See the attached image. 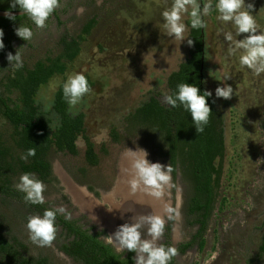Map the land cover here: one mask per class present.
Returning <instances> with one entry per match:
<instances>
[{"label":"rangeland","instance_id":"1","mask_svg":"<svg viewBox=\"0 0 264 264\" xmlns=\"http://www.w3.org/2000/svg\"><path fill=\"white\" fill-rule=\"evenodd\" d=\"M170 2L62 0L59 21L51 17L45 29L33 26L34 39L14 43L10 51L15 55L16 50L24 46L20 49L24 67L31 68L37 61L60 52L61 37L78 36L83 25L95 18L96 25L81 44L78 57L68 65L63 76H56L40 87L36 100L45 117L51 118L55 125L57 120L51 107L58 87L74 72L90 78L91 94L77 106L69 107V111L85 114L86 136L93 144L98 163L91 167L85 162V144L81 138L75 143L76 156L50 150L47 159L58 183L46 184L44 196L50 206H64L71 213V220H79L86 227L94 226L96 230L105 231L107 236H110L109 229L99 220L98 212L104 214L111 206H121L123 198L117 191L118 183L122 187L125 181L128 188L127 180L130 179L126 171L130 163L124 157L127 148H142L148 152L151 162L169 165L160 139L146 128L127 130L125 118L150 92L163 96L167 92L168 75L187 57V41L181 43L168 37L162 28L161 12ZM245 3L254 5L252 14L260 30H264V0H245ZM64 9L66 12H62ZM216 15L212 12L205 17L204 86L214 94L217 86H223V77L228 74L232 78L226 83L234 89L230 100H216L223 117L226 144L223 160L215 162L217 168L221 165L217 204L204 235L203 250L193 246L184 254H177L174 264H264V256L259 253L264 232V74L254 76L247 68H241L238 57L228 56L229 44L223 32L231 31V24L222 25ZM244 35L247 34L238 39ZM13 72L7 59H0V82ZM2 92L4 89L0 85ZM4 94L16 99L15 94ZM113 130L118 142L111 137ZM0 133L2 141L12 147V128L1 116ZM20 176L11 178L13 188ZM172 181L173 186L164 199L156 200V215H164L165 203L178 210L179 215L174 220H166V226L170 225V243L176 248L187 242L197 227L189 223L191 218L186 209L192 189L179 166ZM30 215L35 214L0 196L2 231L7 237L22 242L28 257H45L51 264H79L59 250L63 241L59 229L51 247L33 245L25 227ZM163 241L164 237L159 243Z\"/></svg>","mask_w":264,"mask_h":264},{"label":"trees","instance_id":"2","mask_svg":"<svg viewBox=\"0 0 264 264\" xmlns=\"http://www.w3.org/2000/svg\"><path fill=\"white\" fill-rule=\"evenodd\" d=\"M11 0H0V11L10 10ZM62 3V0H61ZM61 7V6H60ZM60 9V8H59ZM57 9L51 17L59 21ZM62 12H66L65 9ZM60 23V22H59ZM186 23L188 21L186 20ZM20 24H29L25 16H19L15 22L0 17V29H3L5 48L0 51V59L6 58L12 51L14 43H23L15 35L14 29ZM96 25L95 18L89 19L76 37L63 36L59 40L60 52L56 56H47L37 61L31 68L23 67L6 76L0 85L4 92L15 94L16 99L6 97L0 93V116L12 128V147L2 141L0 133V196L13 200L34 214H41L50 207L43 205H26L23 193L12 187L11 178L26 172L35 173L36 177L45 184L58 183L52 173L47 159L48 152L54 149L59 153L76 156L78 150L76 141L81 138L85 144V162L94 167L98 163L97 154L85 131V114L79 112L71 114L69 105L63 99L62 85L54 94L51 113L56 117L53 125L51 118H46L36 96L40 87L46 85L56 76H63L79 55L81 44L90 35ZM33 27L34 25H30ZM188 36L194 41L188 46L187 57L180 61L177 69L172 71L166 79L167 94L176 90L179 83H195L202 90L204 86L205 68V30H189ZM87 76V75H86ZM90 86L92 82L87 76ZM213 98H215L213 96ZM211 104V101H209ZM216 103L211 104L212 116L203 133H197L192 123L191 115L182 108L171 109L163 103V96L150 92L144 102L129 113L125 118L126 129L136 131L146 128L153 136H157L164 145L169 165L172 167L173 177L176 169L180 168L182 175L191 185V196L187 202V216L191 218L190 225L196 226V232L184 243L179 244L177 254H184L193 246L200 251L205 245L204 235L209 220L217 204L221 165L216 169L214 161L225 156L226 144L223 129V117L217 109ZM155 131V132H153ZM114 142H118L116 132L111 131ZM34 148L36 155L25 162L20 159L27 149ZM92 193V188H88ZM95 196L97 194H94ZM79 220L66 221L63 216L57 217L58 229L63 238L59 250L79 264H134L131 252H116L112 245L105 242L106 232L96 230L94 226L79 223ZM0 222V264H51L45 257H28L25 245L16 238L7 237L2 231ZM170 243V225L165 226L163 243ZM260 255L264 256V232L259 247ZM174 264V258L171 261Z\"/></svg>","mask_w":264,"mask_h":264},{"label":"clouds","instance_id":"3","mask_svg":"<svg viewBox=\"0 0 264 264\" xmlns=\"http://www.w3.org/2000/svg\"><path fill=\"white\" fill-rule=\"evenodd\" d=\"M61 6V0H11L10 9H19L20 15L25 16L37 29H45L54 12ZM252 3L245 0H171L170 6L161 12L162 28L165 34L181 43L187 41L193 46L194 41L188 36L189 30H202L207 26L205 17L215 12L216 19L227 26L231 24V31L223 32L224 40L228 42V56L238 57L241 68H247L254 76L264 74V30H260L252 9ZM4 16L15 22L16 16L6 10ZM187 18L188 23L185 22ZM29 24H20L14 29L15 35L23 41L31 42L34 31ZM244 35L242 39H238ZM4 32L0 29V51L5 48ZM24 47V46H22ZM15 55L7 53L6 59L15 71L24 67L23 55L20 49ZM232 77L225 74L223 86L214 90H202L195 83H179L171 94H163V103L169 108H182L191 115L192 123L197 133H203L212 116L211 104L217 99L230 100L234 94L233 87L226 83ZM92 92L88 78L81 72H74L67 76L62 83L64 101L69 107H75ZM213 95L215 98H213ZM211 101V104L209 103ZM155 132V131H153ZM36 155L34 148L22 153L20 159L27 161ZM148 152L137 147L136 150L127 148L124 157L129 161L130 179L127 180L130 192H144L155 200H163L166 192L173 186L170 165L151 162ZM14 188L23 193L26 205L45 204L44 192L47 185L36 177L35 173H23ZM164 215L146 214L134 215L130 222L119 225L114 233L106 236V243L112 245L116 252H131L134 264H171L178 250L173 246L159 243L165 234L166 220L172 221L179 215L175 207L165 203ZM63 216L66 221L71 220V213L64 206H50L42 215L35 214L27 217L26 230L29 241L36 247H51L57 237V217Z\"/></svg>","mask_w":264,"mask_h":264},{"label":"bare ground","instance_id":"4","mask_svg":"<svg viewBox=\"0 0 264 264\" xmlns=\"http://www.w3.org/2000/svg\"><path fill=\"white\" fill-rule=\"evenodd\" d=\"M117 191H120L121 192L120 194H122L121 196L123 200L121 206L119 207H117L116 205L111 206V209L108 212H104V214L101 211H99L100 213L98 212V214L100 215L99 220L103 223L104 226L107 227V229H109L110 235L114 233V231L119 225L125 222H130V219L132 216L135 215L134 214L135 212H138V215L141 214L146 215L150 213L155 215L157 214L158 203L156 202V200L141 191H138L135 194L131 193L129 187L127 188L126 186L125 181L122 187L118 183ZM128 193H130L129 197H127ZM151 205L154 206V208L152 207L150 208ZM136 207L139 208L136 209Z\"/></svg>","mask_w":264,"mask_h":264},{"label":"water","instance_id":"5","mask_svg":"<svg viewBox=\"0 0 264 264\" xmlns=\"http://www.w3.org/2000/svg\"><path fill=\"white\" fill-rule=\"evenodd\" d=\"M4 12H5V11H0V17H4V18H5V16H4ZM12 13H13V15H15L16 17L21 16V15H20V11H19V12H12Z\"/></svg>","mask_w":264,"mask_h":264},{"label":"flooded vegetation","instance_id":"6","mask_svg":"<svg viewBox=\"0 0 264 264\" xmlns=\"http://www.w3.org/2000/svg\"><path fill=\"white\" fill-rule=\"evenodd\" d=\"M215 107H216V106H215ZM217 159H219V158H216L215 161H214V163H213V164H214V167H215L216 169H217V167H216V165H215V162H216ZM219 161H220V160H219ZM79 207H80V206H79ZM99 209H100V208H99ZM100 210H101V209H100ZM83 211H84V210H83ZM84 212L87 213L86 211H84ZM104 212H106V211H104ZM105 228H106V227H105ZM108 231H109V230H108Z\"/></svg>","mask_w":264,"mask_h":264},{"label":"crops","instance_id":"7","mask_svg":"<svg viewBox=\"0 0 264 264\" xmlns=\"http://www.w3.org/2000/svg\"><path fill=\"white\" fill-rule=\"evenodd\" d=\"M78 204V203H77Z\"/></svg>","mask_w":264,"mask_h":264}]
</instances>
